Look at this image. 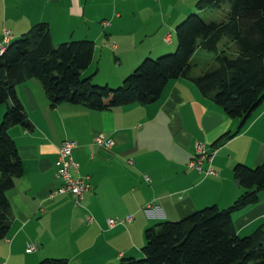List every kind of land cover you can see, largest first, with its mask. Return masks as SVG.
I'll list each match as a JSON object with an SVG mask.
<instances>
[{
    "label": "crops",
    "instance_id": "crops-1",
    "mask_svg": "<svg viewBox=\"0 0 264 264\" xmlns=\"http://www.w3.org/2000/svg\"><path fill=\"white\" fill-rule=\"evenodd\" d=\"M19 1L11 0L10 6ZM197 1L30 0L33 11L22 22L26 24L22 29H3L2 38L5 31L11 40L46 24L53 46L92 41L93 61L83 76L97 75L105 59L108 70L93 81L116 87L143 59L175 49V27L199 11ZM16 93L33 127L9 129L23 174L6 194L11 222L7 237L0 241L6 264L19 257L26 264L46 258L69 264L140 258L146 228L182 220L211 205L228 208L243 193L234 181V167L255 168L264 161V104L237 135L221 142L239 129L240 121L226 117L185 79L170 81L155 103L103 112L71 104L51 108L35 79L18 85ZM98 137L112 146L98 147L94 142ZM64 141L76 143L72 156L78 170L73 176L89 179V191L79 204L70 195L54 194L61 184L57 161ZM198 146L209 158L200 171L188 168ZM232 219L240 237L264 228V189L255 205L234 213ZM107 220L124 223L110 228ZM29 246L34 247L31 253Z\"/></svg>",
    "mask_w": 264,
    "mask_h": 264
},
{
    "label": "trees",
    "instance_id": "trees-1",
    "mask_svg": "<svg viewBox=\"0 0 264 264\" xmlns=\"http://www.w3.org/2000/svg\"><path fill=\"white\" fill-rule=\"evenodd\" d=\"M207 8L220 11L219 19L204 18ZM196 9L198 13L188 14L175 27V51L143 59L117 88L94 84L96 72L83 76L93 61L92 41L70 40L54 47L46 24L9 39L0 53V106L6 105L0 122V241L7 237L11 222L6 194L23 174L9 129L33 127L16 93L27 80L41 84L51 108L71 104L103 112L155 103L170 81L185 79L226 117L240 121L239 129L221 142L243 129L264 104V0H198ZM201 51L212 56L213 64L195 74L191 71ZM233 178L243 193L228 208L211 205L182 220L148 227L142 256L115 264H264V228L240 237L232 219L258 202L264 189V161L255 168L237 164ZM39 264L69 263L46 258Z\"/></svg>",
    "mask_w": 264,
    "mask_h": 264
},
{
    "label": "built area",
    "instance_id": "built-area-1",
    "mask_svg": "<svg viewBox=\"0 0 264 264\" xmlns=\"http://www.w3.org/2000/svg\"><path fill=\"white\" fill-rule=\"evenodd\" d=\"M9 41L8 32H4L3 39L0 42V53L3 52L5 44ZM166 42H170V37L166 38ZM95 144L98 147L110 148L112 146V142L106 140L104 137H98L94 139ZM76 147V143L74 141H64L59 150H58V170H57V178L60 180V186L55 190V195H70L76 202L79 204L84 197V194L89 191L87 177L79 178L74 177L73 174L77 173L78 165L74 161L72 152ZM209 160L207 158L204 147L198 146L195 150V158L188 164L189 169H195L200 171V166L204 160ZM212 170H208V174H212ZM131 218L127 217L126 222H130ZM92 220L89 218L88 223H91ZM107 226L112 228L116 225H121L124 221L118 220H107ZM34 251V247L29 246L27 248V252L31 253Z\"/></svg>",
    "mask_w": 264,
    "mask_h": 264
},
{
    "label": "rangeland",
    "instance_id": "rangeland-1",
    "mask_svg": "<svg viewBox=\"0 0 264 264\" xmlns=\"http://www.w3.org/2000/svg\"><path fill=\"white\" fill-rule=\"evenodd\" d=\"M96 2H98V0H96ZM10 3H11V0H9L7 4L0 2V42L2 41L1 38H2L3 29L10 30V28H15V27L18 29H22V27L26 24V23H22V22L27 21L26 16H28V18H29V14L33 11L31 6H30V3H31L30 0H26V1L20 0L18 3V6L15 5L14 7L10 6ZM205 11H207V13L202 14V16L204 18H207V19L209 18L211 20H218L219 15H221L220 11L214 10L213 8H207V9H205ZM192 13H198V12H192ZM143 19L147 20L148 18L144 17ZM62 43H64V42H62ZM62 43L60 42L57 45H54V47H57L59 44H62ZM174 51H175V49L170 53H173ZM201 54H202V56H201ZM201 54H199L196 57V60H200V61H199L198 65H196L194 67L201 69L203 67L207 68V67L211 66L213 64L212 56L210 54L206 55L202 51H201ZM156 58L157 57L152 58V60H154ZM99 66H100L99 69L97 68V70H98L97 75H95L96 79L101 77L99 75H102L105 71L108 70L107 63H106L105 59L100 61ZM94 70H93V72H94ZM192 72L196 73V71H193V70H192ZM97 85L98 86H105L106 83L103 82V83L97 84ZM117 87L118 86H116V88ZM110 88H115V87H110ZM9 103L10 102H8V104ZM5 107H6V105L0 106V122H1V119L3 116V113L5 112L4 111ZM6 258H7V256L5 253L0 254V264H3V263L6 264L7 263ZM8 264H10V262ZM14 264H26V263L22 257H19L17 259H14Z\"/></svg>",
    "mask_w": 264,
    "mask_h": 264
},
{
    "label": "water",
    "instance_id": "water-1",
    "mask_svg": "<svg viewBox=\"0 0 264 264\" xmlns=\"http://www.w3.org/2000/svg\"><path fill=\"white\" fill-rule=\"evenodd\" d=\"M236 185H239V183H238V182H236Z\"/></svg>",
    "mask_w": 264,
    "mask_h": 264
}]
</instances>
